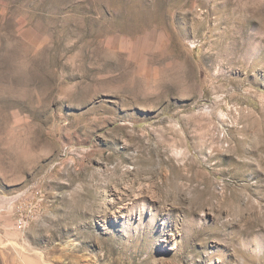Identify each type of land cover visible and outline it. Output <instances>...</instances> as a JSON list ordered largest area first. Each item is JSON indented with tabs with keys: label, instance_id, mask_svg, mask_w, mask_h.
<instances>
[{
	"label": "rangeland",
	"instance_id": "374dc122",
	"mask_svg": "<svg viewBox=\"0 0 264 264\" xmlns=\"http://www.w3.org/2000/svg\"><path fill=\"white\" fill-rule=\"evenodd\" d=\"M0 264H264V0H0Z\"/></svg>",
	"mask_w": 264,
	"mask_h": 264
},
{
	"label": "built area",
	"instance_id": "2783aa9c",
	"mask_svg": "<svg viewBox=\"0 0 264 264\" xmlns=\"http://www.w3.org/2000/svg\"><path fill=\"white\" fill-rule=\"evenodd\" d=\"M17 224H18V228L21 229L23 227V221L22 220H20Z\"/></svg>",
	"mask_w": 264,
	"mask_h": 264
}]
</instances>
